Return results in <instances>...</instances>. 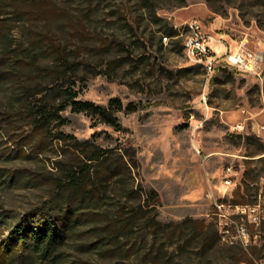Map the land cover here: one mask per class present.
I'll return each mask as SVG.
<instances>
[{"label": "rangeland", "instance_id": "374dc122", "mask_svg": "<svg viewBox=\"0 0 264 264\" xmlns=\"http://www.w3.org/2000/svg\"><path fill=\"white\" fill-rule=\"evenodd\" d=\"M192 18L218 53L241 43L264 51V0H0V240L47 198L56 162L76 157L71 135L108 151L109 163L121 154L138 163L134 179H111L96 202L63 215L72 227L53 258L21 264H264V220L245 219L249 244L231 243L217 207L255 201L264 181V76L209 73L191 59ZM27 80L57 101L55 84L102 106L120 98L121 126L68 106L67 122L32 131L13 96ZM59 130L68 136L56 138ZM126 182L157 190L148 199L156 208L144 199L141 210ZM112 222L130 223L117 244L103 237Z\"/></svg>", "mask_w": 264, "mask_h": 264}, {"label": "trees", "instance_id": "16d2710c", "mask_svg": "<svg viewBox=\"0 0 264 264\" xmlns=\"http://www.w3.org/2000/svg\"><path fill=\"white\" fill-rule=\"evenodd\" d=\"M171 30V34H174ZM6 48L10 46L9 39H6ZM28 57V56H27ZM52 90H57L64 100L57 101L50 98L46 92L49 88L36 87L31 81H25L14 89L13 96H17V104H21L20 113L24 115V121L31 127L32 131L51 132L53 127L60 126L67 122L62 111L71 106L74 112H85L91 114L99 121L120 127L119 119L115 112L124 108V103L120 98H112L108 106H102L92 101L78 99V92L72 87H65L64 84H55ZM129 111L135 110L133 103L126 107ZM63 131H57L56 138H65ZM74 139L75 148L78 153L75 158L68 161L59 159L56 162L57 171L53 177L45 179L50 185L49 193L41 205L29 216L13 223L10 232L0 240V264H21L24 259L30 256L39 255L42 260L53 258L55 251L62 245L66 238L67 230L72 226L65 223L63 215L73 213L77 206L86 202H96L102 192L107 191L103 185L107 186L111 179L117 183H125L127 175L133 176V168L138 165L135 154L127 158L121 154V160L109 163L111 157L108 151L99 146L93 145L89 140H80L76 136ZM90 146L93 148L88 149ZM264 161V156L261 157ZM123 191L139 197L141 201L140 209L145 205L142 201L151 197L157 199L159 193L155 189L148 190L141 182L136 186L122 185ZM148 207L156 208V205L149 204ZM144 215L148 211H144ZM154 222L156 217H154ZM122 224V223H120ZM159 224V222H158ZM130 223L118 225L112 222V227L106 237L112 243L122 241V230ZM132 228V226H131ZM126 246H119L123 251Z\"/></svg>", "mask_w": 264, "mask_h": 264}, {"label": "built area", "instance_id": "2783aa9c", "mask_svg": "<svg viewBox=\"0 0 264 264\" xmlns=\"http://www.w3.org/2000/svg\"><path fill=\"white\" fill-rule=\"evenodd\" d=\"M185 27L188 30L185 40L187 55L191 59L203 63L209 73L215 72L220 67H230L241 73L263 78L264 51L250 49L241 43L234 50L227 49L223 53H218L213 48L212 36L206 32L199 19L192 18L186 21ZM233 173V167L227 166L225 169L227 184L232 182ZM217 207L223 224L221 238L231 243L241 241L248 245L251 234L245 219L253 224H260L264 220V181L261 183L255 201L241 204L219 203ZM237 216H240L241 219H236Z\"/></svg>", "mask_w": 264, "mask_h": 264}, {"label": "crops", "instance_id": "0c3cea01", "mask_svg": "<svg viewBox=\"0 0 264 264\" xmlns=\"http://www.w3.org/2000/svg\"><path fill=\"white\" fill-rule=\"evenodd\" d=\"M215 42H216V44L214 45V47H215V49H216V47H219V46H218V43H219V42H218V40H215Z\"/></svg>", "mask_w": 264, "mask_h": 264}, {"label": "bare ground", "instance_id": "6f19581e", "mask_svg": "<svg viewBox=\"0 0 264 264\" xmlns=\"http://www.w3.org/2000/svg\"><path fill=\"white\" fill-rule=\"evenodd\" d=\"M213 40H215V39H213ZM215 48V47H214Z\"/></svg>", "mask_w": 264, "mask_h": 264}]
</instances>
